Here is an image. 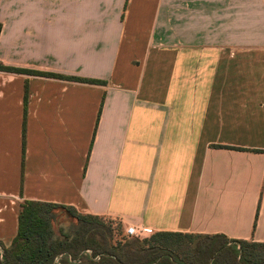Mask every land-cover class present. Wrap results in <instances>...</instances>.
I'll list each match as a JSON object with an SVG mask.
<instances>
[{
	"label": "crops",
	"instance_id": "0c3cea01",
	"mask_svg": "<svg viewBox=\"0 0 264 264\" xmlns=\"http://www.w3.org/2000/svg\"><path fill=\"white\" fill-rule=\"evenodd\" d=\"M0 26L1 64L106 81L0 70L1 242L23 199L264 242V0H0Z\"/></svg>",
	"mask_w": 264,
	"mask_h": 264
},
{
	"label": "trees",
	"instance_id": "16d2710c",
	"mask_svg": "<svg viewBox=\"0 0 264 264\" xmlns=\"http://www.w3.org/2000/svg\"><path fill=\"white\" fill-rule=\"evenodd\" d=\"M0 70L42 74L88 84H106L102 79L54 72L41 73L1 63ZM26 116L27 89L22 126V160L25 154ZM98 121L99 115L97 125ZM107 219L117 220L119 229L124 228L122 221L116 217L82 214L71 206L23 199L19 203L16 236L9 245L0 241V264H53L62 253L65 256L60 264H264V242L229 238L222 233L174 231H157L148 238L126 233V237L115 242L116 228ZM173 236L186 239L187 253L182 255L164 244ZM86 249H91L92 254H85Z\"/></svg>",
	"mask_w": 264,
	"mask_h": 264
},
{
	"label": "rangeland",
	"instance_id": "374dc122",
	"mask_svg": "<svg viewBox=\"0 0 264 264\" xmlns=\"http://www.w3.org/2000/svg\"><path fill=\"white\" fill-rule=\"evenodd\" d=\"M114 219V218H113ZM108 222H111L113 227L116 228V234H115V238L114 241L118 242L119 240H121L123 237H126V229L122 228V230L119 229L118 226V221L114 220V221H110L109 219H107ZM186 239L183 237H179V236H173L170 237L167 242L164 241V244L168 247H171L172 249H174L176 252L184 255V253H187L189 250L187 249V245L185 244Z\"/></svg>",
	"mask_w": 264,
	"mask_h": 264
},
{
	"label": "built area",
	"instance_id": "2783aa9c",
	"mask_svg": "<svg viewBox=\"0 0 264 264\" xmlns=\"http://www.w3.org/2000/svg\"><path fill=\"white\" fill-rule=\"evenodd\" d=\"M126 233L128 235L131 236H135L138 238H148L150 237L153 233L150 229H147L145 227H135V226H128L126 228ZM85 254L91 255L92 254V250L91 249H86L84 250ZM65 256L64 253L58 255L53 264H60L61 263V259ZM96 258H99V256H97Z\"/></svg>",
	"mask_w": 264,
	"mask_h": 264
}]
</instances>
